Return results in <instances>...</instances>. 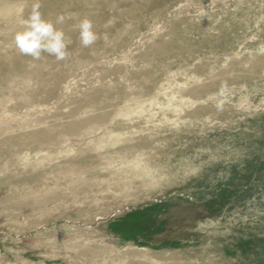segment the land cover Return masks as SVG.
Listing matches in <instances>:
<instances>
[{
	"label": "rangeland",
	"instance_id": "374dc122",
	"mask_svg": "<svg viewBox=\"0 0 264 264\" xmlns=\"http://www.w3.org/2000/svg\"><path fill=\"white\" fill-rule=\"evenodd\" d=\"M35 2L0 0V264H264V0H39L63 60L12 43Z\"/></svg>",
	"mask_w": 264,
	"mask_h": 264
},
{
	"label": "clouds",
	"instance_id": "9594fccd",
	"mask_svg": "<svg viewBox=\"0 0 264 264\" xmlns=\"http://www.w3.org/2000/svg\"><path fill=\"white\" fill-rule=\"evenodd\" d=\"M39 0L33 4L27 16L21 15L18 27L12 34V43L18 52L38 60L42 54H48L57 60L67 57L68 43L65 33L58 28V24L64 23L66 17L58 15L55 22L45 19L40 12ZM79 30L81 44L84 47L92 45L97 35L93 31L92 22L84 18L76 25Z\"/></svg>",
	"mask_w": 264,
	"mask_h": 264
},
{
	"label": "bare ground",
	"instance_id": "6f19581e",
	"mask_svg": "<svg viewBox=\"0 0 264 264\" xmlns=\"http://www.w3.org/2000/svg\"><path fill=\"white\" fill-rule=\"evenodd\" d=\"M104 1V0H103ZM96 13H98V12H96Z\"/></svg>",
	"mask_w": 264,
	"mask_h": 264
}]
</instances>
